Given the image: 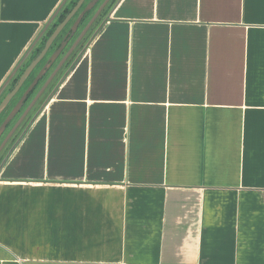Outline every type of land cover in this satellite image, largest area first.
I'll use <instances>...</instances> for the list:
<instances>
[{
  "label": "crops",
  "instance_id": "crops-1",
  "mask_svg": "<svg viewBox=\"0 0 264 264\" xmlns=\"http://www.w3.org/2000/svg\"><path fill=\"white\" fill-rule=\"evenodd\" d=\"M77 1L0 0V95ZM98 2L0 162V264H264V0Z\"/></svg>",
  "mask_w": 264,
  "mask_h": 264
},
{
  "label": "flooded vegetation",
  "instance_id": "flooded-vegetation-1",
  "mask_svg": "<svg viewBox=\"0 0 264 264\" xmlns=\"http://www.w3.org/2000/svg\"><path fill=\"white\" fill-rule=\"evenodd\" d=\"M99 1V0H98ZM100 17L99 16H97L96 17V19H95V21L92 23V25L86 30V32L84 33V38H83V40L86 38V36L89 34V32H90V29H92L91 27L93 26V25H95L97 22H98V19H99ZM64 39H65V35H64V37L60 40V42H59V44H57V48L61 45V43L64 41ZM72 39V38H71ZM70 39V40H71ZM69 40V41H70ZM56 48V49H57ZM55 49V50H56ZM67 52H68V48H63L61 51H60V53L57 55V57L54 59V61L52 62V64L48 67V68H46V70H45V72H44V74H43V76L42 77H44L43 79H44V81H43V83L39 86V87H41L42 85H44L45 83H49L50 82V80H53V78L56 76V74H54L53 76H51L52 75V72H53V70L55 69V67L57 66V65H59L60 64V62L63 60V58H64V56L67 54ZM53 52H46V54L44 55V57H43V59L41 60L42 61V63L40 64V68L43 66V65H45L46 64V62L48 61V59H49V57H50V55L52 54ZM71 54V53H70ZM66 59H67V57H66ZM66 59H65V61H66ZM34 60V59H33ZM33 60H30L27 64H25L23 67H20V66H18L17 68H15V71L12 73V74H14V75H12L11 76V78H13L15 75V77H14V79H13V83H12V85H11V88L4 94V96L0 99V103H1V101H2V99L13 89V87L16 85V83L18 82V80H19V78H20V76L22 75V73L24 72V70L27 68V66L33 61ZM61 68V67H60ZM31 71H33V69L31 70ZM38 71V70H37ZM37 73V72H36ZM11 75V74H10ZM34 76H35V74H32V76H31V72H29V74L26 76V78H25V80H24V82L22 83V85L20 86V88L18 89V91L16 92V94L15 95H17L18 93H20V95L17 97V99L12 103V105L10 106L9 104H10V102H11V100H12V98L15 96H13L12 98H11V100L5 105V106H3L2 108H1V110H0V125H1V123L8 117V115L10 114V112L12 111V109L14 108V106L17 104V102L19 101V99L21 98V96L23 95V93L27 90V88L29 87V85L32 83V81H33V79H34ZM51 77V78H50ZM10 78V79H11ZM29 78H31V80L25 85V82H26V80L27 79H29ZM9 79V80H10ZM38 84V83H37ZM37 84H35L32 88H31V90L28 92V94L26 95V98L23 100V102H22V104L20 105V108L17 110V112L13 115V117L10 119V121L7 123V125H6V127H5V129L3 130V132L1 133V135H0V137H2L3 135H4V133L6 132V135H5V139L3 138V140L0 142V154H1V152L3 151V149L5 148V146H6V144L8 143V141H9V138H11L12 136H13V133L15 132V130H16V128H17V126H18V123L20 122H22L23 120H25V118H27V116L30 114V112L32 111V109H33V103H34V101H35V96L37 95V92H38V90H36V93L34 92L35 91V89H36V86H37ZM40 89V88H39ZM34 93V94H33ZM36 94V95H35ZM6 111V112H5ZM5 112V114H3ZM19 115V116H18ZM17 116L19 117V118H17ZM14 117H16L13 121H12V119L14 118ZM22 119V120H21ZM21 120V121H20ZM12 121V123H11V125H10V122ZM19 123V124H20ZM13 133H12V132ZM10 132H11V134H10ZM9 134H10V136H9ZM9 136V137H8Z\"/></svg>",
  "mask_w": 264,
  "mask_h": 264
},
{
  "label": "water",
  "instance_id": "water-1",
  "mask_svg": "<svg viewBox=\"0 0 264 264\" xmlns=\"http://www.w3.org/2000/svg\"><path fill=\"white\" fill-rule=\"evenodd\" d=\"M84 0H78L76 3V6L78 7L79 5L82 4ZM98 0H91L88 5L85 7V9L81 12V15H79V17L77 18V20L75 21V23L73 24V26L70 28V30L67 32V34L65 35V39L64 41L61 43V45L53 51V53L50 55L48 61L46 62L45 65H43L40 69L39 72L36 74V76L34 77L32 83L29 85V87L27 88V90L23 93V95L21 96V98L19 99V101L17 102V104L14 106V108L12 109V111L10 112V114L8 115V117L1 123L0 125V135L3 132V130L5 129L7 123L10 121V119L13 117V115L17 112V110L20 108V105L22 104L23 100L26 98V95L28 94V92L31 90V88L37 84L40 79L42 78L46 68H48L52 62L54 61V59L57 57V55L60 53V51L63 49L65 43L74 35V32L76 31V27L77 24L80 20V18L82 17V14H84L90 7H92ZM107 2V0L105 1V3ZM104 4V3H103ZM103 6V5H102ZM74 13V12H73ZM72 11L67 15V17H65L64 21L55 28V30L51 33V35H49L44 43V45L42 46V49L40 50L39 54L35 57V59L27 66V68L24 70V72L22 73V75L20 76L18 82L16 83V85L13 87V89L2 99L1 103H0V110L3 106H5L10 100L11 98L16 94V92L18 91V89L20 88V86L22 85V83L24 82L26 76L29 74V72H31L32 69H34L43 59L44 55L46 54V52L48 51V49L51 47V43L54 41V38L56 37V35L58 34L60 28L62 27V25L70 18V16L73 14ZM12 76V75H11ZM8 77V81L11 78ZM51 78V77H50ZM1 92V91H0ZM38 96V95H37ZM12 132V131H11ZM10 132V134H11ZM9 134V135H10Z\"/></svg>",
  "mask_w": 264,
  "mask_h": 264
},
{
  "label": "rangeland",
  "instance_id": "rangeland-1",
  "mask_svg": "<svg viewBox=\"0 0 264 264\" xmlns=\"http://www.w3.org/2000/svg\"><path fill=\"white\" fill-rule=\"evenodd\" d=\"M91 0H89L88 2H85L84 3V6H83V8H85L87 5H88V3L90 2ZM105 1L106 0H99V2H98V4L97 5H99V6H96V8H95V12H94V15L96 14V12H97V9L100 7V6H102L103 5V3H105ZM83 8L81 9V11L77 14V16H79L80 15V13L83 11ZM90 15H92V11H90V12H87L86 13V15H85V19H84V21L80 24V26H79V30L82 28L83 30L86 28V26L89 24V22H90V18L93 16H91L90 18H88ZM77 16H76V18H77ZM76 18H75V20H76ZM74 20V21H75ZM74 21L71 23V24H68V28H71L72 26H73V23H74ZM83 23H84V25H83ZM91 28H93V26L91 27ZM92 29H90V31H91ZM89 37V34L86 36V38L80 43V45L77 47V49L81 46V45H83V43H85L86 42V40H87V38ZM58 41V39L56 40V42ZM75 50V53L74 54H76V52H78V50ZM71 61V60H70ZM69 61V62H70ZM42 62H40L39 64H41ZM56 67H58V65L56 66ZM55 67V68H56ZM39 69H40V67L38 68V71H37V73L39 72ZM35 73V76H36V72H34ZM34 76V77H35ZM44 77H42L41 79H40V81H39V83L37 84V86H36V89L37 88H39V86L43 83V81H44V79H43ZM56 79H57V77H56ZM56 79H54V82L55 81H57ZM31 80V78H29V79H27L26 80V82H25V85L29 82ZM50 82H52V80L50 81ZM53 82V83H54ZM6 92L4 91L3 93H1V95H0V98L1 97H3L4 96V94H5ZM35 93H36V91H35ZM34 94V93H33ZM20 95V93H18L17 95H15L13 98H12V100H11V102H10V106L12 105V103L17 99V97ZM36 95V94H35ZM44 99H41L40 101H39V103L36 105L35 103H33V109H32V111L30 112V114L27 116V118H25V120H23L20 124L18 123V126H17V128H16V130H15V132L13 133V136L11 137L10 135V137L11 138H9V141H8V143L6 144V146H5V148L3 149V151L1 152V154H0V162L2 161V159L4 158V156H6V154L8 153V151L10 150V148L13 146V144L15 143V141L17 140V138L19 137V135L21 134V132L23 131V128L25 127V125L28 123V121L30 120V118H31V116H33V114H34V112L36 111V109L40 106V104H41V102L43 101ZM6 112V111H5ZM5 112L3 113V114H5ZM19 116V115H18ZM17 116V118H19ZM16 117H14L13 119H12V121L15 119ZM22 120V119H21ZM20 120V121H21ZM12 121L10 122V125H11V123H12ZM8 131V130H7ZM6 131V132H7ZM6 132L4 133V135L2 136V137H0V142L3 140V138L5 139V135H6ZM8 136V137H9Z\"/></svg>",
  "mask_w": 264,
  "mask_h": 264
}]
</instances>
